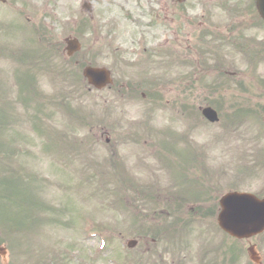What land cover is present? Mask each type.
<instances>
[{
    "label": "rangeland",
    "instance_id": "374dc122",
    "mask_svg": "<svg viewBox=\"0 0 264 264\" xmlns=\"http://www.w3.org/2000/svg\"><path fill=\"white\" fill-rule=\"evenodd\" d=\"M194 1L196 0H187V2L191 3H194ZM214 1L217 3L229 2L228 7L232 4L230 2H233V4L237 2L236 0ZM205 2H209V0H205ZM71 4L72 0H6L5 4L0 2V50L2 52L10 51L11 54H14L13 51L22 52L26 49H35L39 42L38 34H40V26L42 25L54 34L56 43L60 41L61 45H63V37L72 34L73 31ZM173 8L174 12L179 10L178 6H174ZM196 12L197 11H195V13ZM177 17H179L178 14L173 15L175 24L179 23ZM189 27L195 29L192 24H190ZM244 28L246 36L258 42L264 40L263 24L258 22L250 25L247 22ZM240 31L242 30H238V33ZM116 34L130 35L131 31L125 26L124 22L120 20L119 25L116 26ZM79 39L82 43L83 51L85 52L82 56V61H84L83 59L88 50L89 40L88 36L85 34L80 36ZM116 43L122 44L120 40ZM5 55L6 56L0 55V74L6 76L7 71L12 73L15 70V72H17L21 66L15 60L10 59L8 54L5 53ZM92 55L96 56L101 63L110 62L107 58L96 52H92ZM125 57L128 58L126 55ZM29 58L30 56H28V60H26L27 65L28 61H30ZM2 78L3 76H0V88L4 89V81H2ZM60 79L61 77L53 76L51 71H49L47 75L40 74L39 90H41V88L43 89L44 100L52 99L57 88H62L64 82H61ZM172 97H174V92L173 95L167 94V96H165L168 102L172 100ZM187 97L193 103L197 102L196 91L187 92ZM178 98H180V92ZM234 98V101H242L246 100L247 96L235 93ZM104 99H112V94L109 92L91 93L89 96L77 98L73 102V105L77 106L82 104L87 107L93 106L94 114L90 119L92 125L100 122L107 123L112 132L121 129L126 131L127 128H124L123 124L126 126L142 118L141 114L145 104L138 98L130 99V105L124 107H118L117 104H112L111 106L106 104L108 109L107 113H103L102 102ZM40 102L42 103L43 101ZM0 103V107L5 106L1 91ZM32 107L33 104H30L28 108L29 113L32 111ZM62 108L64 109L63 106ZM50 109L57 112L54 106H50ZM175 109L176 107H174L172 115L169 109L163 114L164 118L170 119L169 122L163 120L158 110L151 111L152 120L155 121L156 118H160L165 123H160L158 121L157 123L162 126L167 133L170 128L171 131L174 132V135L179 134L178 136L181 137L178 143L182 146H171L173 142L171 140L164 142V146L167 147L170 152L161 146L163 144L159 142L158 139L147 136H143V138H146L148 142L151 141L152 143H143L142 138H140L139 142L127 144V139H122L117 135L115 138H112V140L117 142L116 148L99 145L98 140L91 145L90 150L92 149L94 153L93 156L102 162L100 166L101 171H99V173L102 174L100 178L101 183L104 182L112 185L105 184V186H109L105 188L106 190H110L112 195L111 198H107L104 193H101V191H105L104 187H102L103 183L101 187V183L98 182V184L95 183V186L86 188L84 183L71 182L73 185L70 188L58 181L59 188L56 189L55 186H50V184L45 181L47 179L52 180V183L57 181L52 177L51 173V170L54 168L53 159L50 158L52 154L45 155L42 150V147L51 148L52 145L54 147L57 146L54 141L56 135L52 134L54 130L50 131V136L44 135L43 137L37 138L34 133L30 132L29 123L23 121L22 117L19 116L20 122L17 123V125H19L23 129L24 134L29 137V142H23L18 139L16 140V137L11 139L9 137V129L2 128L0 125V200L9 195L10 189H13L14 193H17V184L11 187L8 180H13V178L25 173L22 162L27 160L33 162V165L27 167V170L30 171L31 175H35V185L40 189V191L37 189L34 190V197L39 201V206L48 210L47 214L43 213L41 215L53 213L55 212V208H60V213L65 214L63 217L60 215L59 223L57 221V224L54 225H44V227L40 229L41 232L37 235V229L22 230L15 228L14 223L6 222L3 219L7 215L5 213H0V244L7 246L10 259L16 258L19 260L15 261V264H40L42 260L43 264H51L53 260H58V258L59 261H57L56 264H58V262H61L60 264H121L116 261L117 256H115L119 249L120 252L127 253L125 264H127L128 261L129 264H135L140 256V251H143L145 247L144 243H147L149 239H146L144 243L140 244L138 248L133 251H128L126 249L125 243L130 236H128L127 232L121 230L122 213L119 212V208L114 205L112 198L117 196L120 197L121 195L120 180L122 186L134 184L137 189H139L138 186H141L148 191L153 189L155 185L158 187L162 184L170 185L172 181H169L171 177L169 170L166 169L167 172L164 171L166 177L159 179L163 173L159 165L160 160L158 159L162 150L167 151L168 156L171 155L174 161L179 160L184 164L188 169L186 174L189 180H194L191 183L193 185H198L199 180L202 181L203 179L210 185H214L215 181L214 178L212 180V171L215 167H219L221 170V180L218 183L220 194L238 187H243V190L254 192L264 189V175L246 177L237 173V166L235 163L236 154L234 156L233 152L236 151L237 153L241 151L243 154L248 155L246 152V131L248 129H245L244 133H242V130L238 131V129L235 128V132L238 134V140L229 142L233 139H229L230 135L228 132L225 134L224 131L217 130L215 126L206 125L202 127L199 125L197 120L198 117L195 114L186 112L179 114ZM16 110L20 114H24V110L20 107H16ZM177 111H179V109ZM57 114L56 119L52 118V120L47 123L48 128L55 126L57 127V131L55 132L66 131L68 123L64 121V111L61 110L60 114L58 112ZM175 116L179 117L174 118ZM2 121L3 116L0 115V123ZM221 127L223 129V125ZM84 133L85 132H83V134ZM83 136L77 137L76 134L75 137L61 138L60 146H64L68 143H75V138L80 139ZM13 144L17 151L7 152V146ZM174 147H179V150H174ZM182 147H186V150L189 148L188 155ZM200 149L204 151L203 155L199 153ZM25 152L29 155L25 156ZM190 152H192V154ZM30 155H34L37 158L32 160ZM191 155L193 157V163H190L187 159V156ZM10 163L12 167H10ZM181 163L177 162L176 165L179 167ZM251 165H253V161ZM180 169L183 168H179L176 172L178 173ZM56 171L57 175L64 180L91 178L90 170L81 171L68 167L64 169L59 168ZM200 171H203L202 177H200ZM253 171L256 170L254 169ZM256 172H258V174L261 173L260 171ZM246 178L248 179L246 180ZM186 180L188 181V179ZM234 182H238L239 184H235ZM26 187L30 188L31 186L27 184ZM211 188L213 189V186H211ZM91 191L93 192L92 194H90ZM173 191H180V188L178 187ZM28 195L29 191L26 190L25 196ZM219 195L210 199V202H216ZM125 198L126 199L123 200H126L127 203H133L136 198H141V194L134 195L128 193ZM161 199H163V197ZM165 206V204L156 206L157 211L165 210ZM191 206L192 203L190 200H186L185 208L187 211H191ZM6 207H12L16 211L19 210L23 213V208L18 206L15 202L11 206L10 201L7 202L4 204V208ZM111 207L112 209H110ZM129 209L136 210L142 215L151 216V218H149L150 221L157 220V216H153L154 211H151L148 205L141 206V204L133 203L132 206L129 205ZM39 211V213L42 211L45 212L44 209H39ZM11 214L12 212H10L9 216H11ZM86 222L87 224H84L85 226L91 223L92 227L104 226L103 230H100V227L95 230L96 232L100 231L102 233L97 234L94 231L93 234H91L90 230H77V227ZM206 223L205 220H197L195 222L197 227L202 228L206 226ZM84 225L82 227H84ZM142 226H148V224L143 222ZM114 231L120 232V236ZM144 232L146 231L144 230ZM198 233H200V230L196 234ZM138 234V232L130 233V235L135 236ZM109 241L114 243L107 244ZM196 244L197 243H194V246ZM24 259H28V261L26 262Z\"/></svg>",
    "mask_w": 264,
    "mask_h": 264
},
{
    "label": "flooded vegetation",
    "instance_id": "af4514ba",
    "mask_svg": "<svg viewBox=\"0 0 264 264\" xmlns=\"http://www.w3.org/2000/svg\"><path fill=\"white\" fill-rule=\"evenodd\" d=\"M185 1L72 0L73 31L63 38L78 39L80 46L67 56L64 45L57 41L54 54L57 58L61 54L64 66L78 72L88 66L106 67L115 75L113 83L101 90L112 94V99L103 100L104 113L108 111L106 104L128 106L134 96H140L139 100L145 104L140 120L126 126L123 124L126 131L121 129L112 132L107 123L97 126V131L93 133L96 140L104 137L106 144L116 148L117 142L112 138L117 135L122 139H133L152 134L155 122L168 121L163 117L168 101L164 103V99L156 98L155 92L180 90V103L187 111L189 99L184 92L187 95V91L192 89L198 94L199 112L210 106L218 114V122L208 124L219 131L228 132L231 139L235 138L236 128L233 115L236 112L243 114L239 125L246 123L248 128L247 151L254 156V167L264 171V40L258 42L244 33L247 22L250 25L258 22L264 25L262 20L263 23L253 19V16L256 17L254 0H249L247 4L230 5L233 9L222 2L206 3L200 0L188 4ZM174 6H178L179 10L174 12ZM246 10L247 15L244 17ZM190 11L197 12L194 14ZM176 14L179 16L177 24L173 19ZM120 20L131 31L130 35L116 34ZM190 24L195 29L190 28ZM238 30L242 31L238 33ZM83 34L89 40L84 61L82 56L85 52L79 39ZM118 40L122 44L116 43ZM92 52L104 56L110 62L101 63ZM178 63L179 72L173 78L172 69ZM34 70L36 73L37 69ZM30 86L37 88L38 84L33 82ZM84 86L88 90L85 93L87 95L92 88L86 83ZM235 93L245 95L247 99L234 101ZM221 94L229 98H221ZM152 110H158L165 122L160 118L152 120ZM201 119L204 121L202 115ZM212 174L215 183H208L207 186H213V189L207 190L203 200H210L220 194L219 167H215ZM252 176L256 177L258 173L253 171ZM202 181L206 182L205 179ZM255 195L264 198V189ZM173 213L174 218L169 223L164 222L163 235L170 229L175 231V258L163 259L158 253L159 248L163 249L162 242L154 240L151 247L145 250L148 264H264V232L237 239L211 224L204 231L194 234L187 226L189 211L174 210ZM193 214L208 220L214 219V211L208 207L205 211ZM193 221L191 218L190 222ZM219 232L225 238L222 241ZM194 243L197 244L194 246ZM249 249L254 250L255 261L249 258Z\"/></svg>",
    "mask_w": 264,
    "mask_h": 264
},
{
    "label": "water",
    "instance_id": "95a60500",
    "mask_svg": "<svg viewBox=\"0 0 264 264\" xmlns=\"http://www.w3.org/2000/svg\"><path fill=\"white\" fill-rule=\"evenodd\" d=\"M257 7L264 17V0H257ZM86 74L90 78H94L95 75L98 77L103 76V73L99 71L95 74L91 73L90 70H86ZM221 205L223 208L220 214L221 227L237 236L244 235L243 230L247 228L252 229L259 217L263 216L264 219V201H257L246 194H228L221 200Z\"/></svg>",
    "mask_w": 264,
    "mask_h": 264
}]
</instances>
